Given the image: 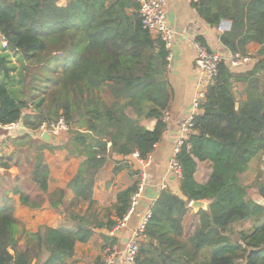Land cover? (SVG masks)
<instances>
[{"label":"trees","instance_id":"1","mask_svg":"<svg viewBox=\"0 0 264 264\" xmlns=\"http://www.w3.org/2000/svg\"><path fill=\"white\" fill-rule=\"evenodd\" d=\"M59 1L0 0V122L22 124L15 133L0 132V146H12L0 154V264H71L78 241H89L97 227L113 229L118 223L102 222L95 214L97 171L112 155L147 158L167 128L169 52L143 27L138 4L68 0L61 6ZM195 4L212 27L232 22L221 34L228 51L246 53L251 42L261 48L248 62L251 69L236 72L238 66L220 62L177 155L180 190L164 189L153 204L135 264H264V206L250 195L254 190L264 197V0ZM11 54L19 67L11 65ZM47 71L54 76L46 77ZM18 81L25 84L22 93L14 89ZM39 87L45 96L37 95ZM37 97L31 108L29 98ZM60 117L71 125L66 139L47 142L36 135L43 121ZM62 149L83 162L67 189L50 192L44 152ZM31 153L26 191L25 177L20 172L13 177L10 169L21 170L22 154ZM204 163L212 172L200 182ZM254 169V180L245 184L243 174ZM135 189L117 195L119 219ZM13 195L30 208L47 199L65 214L62 224L36 232L22 228ZM197 199L211 202L208 210L193 214L187 230L184 219Z\"/></svg>","mask_w":264,"mask_h":264},{"label":"crops","instance_id":"2","mask_svg":"<svg viewBox=\"0 0 264 264\" xmlns=\"http://www.w3.org/2000/svg\"><path fill=\"white\" fill-rule=\"evenodd\" d=\"M68 0H60L59 5L66 6ZM165 10L169 24L175 32L171 48V58L168 64V79L172 91V101L165 112L167 128L161 142L155 145L151 156V163L143 167L139 163L138 153L132 157L112 155L108 157L105 164L97 171L94 177L93 199L96 201L95 214L102 222L110 219L118 222L117 195L123 190L134 188L139 178V171L144 170L147 175V184L144 197L138 207L136 214L130 219L128 226L117 231L119 236H111L110 230L105 227H97L94 234L87 242L76 243V252L71 264H104L103 251L112 244L124 248L130 237L131 229L137 227L141 216L150 210L164 189H170L174 193L180 190L181 176H177L171 170V160L178 141L181 137V123L194 111V97L200 77V71L196 61L198 51L194 45L199 41L210 51H218L223 54L226 61L231 56L221 41V32L217 27H212L201 12L199 5L189 3L186 0H165ZM154 36H158L153 33ZM261 45L251 42L247 45V54L254 56ZM11 54L12 60L14 59ZM235 69L242 72L251 69L253 65L241 64ZM168 115V117L166 116ZM11 151L12 146H0V154ZM49 165V191L56 189H67L69 183L79 171L83 159L69 154L65 149L55 152L47 151L44 156ZM13 174L18 172L17 167H12ZM3 172V169H0ZM202 168L198 170L197 179L200 182L208 178L202 176ZM74 196L72 190L68 189V197ZM15 216L27 223V229L36 232L41 225L58 227L62 224L64 215L52 207L46 199L40 208H30L20 204L19 197H15ZM87 207V202L79 208ZM193 212L192 208L189 213ZM93 218V217H91ZM186 229V220L184 221ZM122 237L121 239H119Z\"/></svg>","mask_w":264,"mask_h":264},{"label":"built area","instance_id":"3","mask_svg":"<svg viewBox=\"0 0 264 264\" xmlns=\"http://www.w3.org/2000/svg\"><path fill=\"white\" fill-rule=\"evenodd\" d=\"M138 4V13L141 18L143 27L151 33L158 35L166 45L169 52L168 61L171 58V48L175 37V32L169 24L167 13L165 10V0H132ZM189 3H197L199 0H186ZM232 22L229 20H222L218 26V31L221 33L231 29ZM3 45L7 46V42L3 40ZM198 51V58L196 61L197 67L200 71V77L197 85V91L194 97V111L191 116L182 121L181 123V137L178 141L177 147L174 151L171 160V170L177 176H181L182 169L177 159L181 146L187 141L190 136L191 129L194 126V118L201 111L200 105L206 97V93L211 84L214 83L215 77L218 73V66L221 61L225 60L222 53L218 51H210L199 41L194 42ZM251 56L247 53H232L230 64L232 66H240L241 64L248 63ZM168 117V115H167ZM22 128L21 121L4 124L0 122V132L7 131L15 133ZM71 128V125L64 117H60L53 121H43L36 132V135L41 137L43 132H48L52 138H61ZM139 163L146 167L151 163V156L147 158H140L138 155ZM147 184V175L144 170L139 171V178L136 184V189L132 192L129 199L128 209L122 219L118 220L117 225L110 230L111 236H119L117 231L128 226L130 219L136 214L138 207L144 197ZM151 209L146 211L142 216L137 227L131 229L130 237L128 238L125 247L120 248L118 243L112 244L103 251L104 264H135L137 255L139 253L140 243L144 240L145 228L151 218ZM120 237L119 239H121Z\"/></svg>","mask_w":264,"mask_h":264},{"label":"rangeland","instance_id":"4","mask_svg":"<svg viewBox=\"0 0 264 264\" xmlns=\"http://www.w3.org/2000/svg\"><path fill=\"white\" fill-rule=\"evenodd\" d=\"M155 34V33H154ZM4 47V46H3ZM6 47V46H5ZM13 56V58L15 57L14 55H12ZM11 65H15V66H17V67H19V61L18 60H16V57L13 59V62L11 63ZM14 67V66H13ZM17 72H18V69L16 68V67H14L13 68V71H12V74L13 75H17ZM46 77H50V76H54L53 74H51L50 73V71H47V73H46ZM46 77H44V76H41V82H45L46 81ZM43 87V86H42ZM42 87H39V89H36L37 90V95H39V97H42V96H45L46 95V92H44V90H42L41 88ZM25 88V84L23 83V82H21V81H18V82H16L15 83V88L14 89H16L18 92H20V93H22L23 92V89ZM22 96H24V93H23V95ZM39 97H37V98H29V104H30V107L32 108V107H34L35 105V100L36 99H38ZM28 110V109H27ZM167 116V115H166ZM167 120V118L165 117V119H164V121H166ZM149 124V126H152L153 124L152 123H148ZM67 135H68V133H65L62 137H61V139L60 140H62V139H66V137H67ZM10 151V150H9ZM46 152V151H45ZM45 152H44V154H45ZM23 155V160H24V162L21 164V166H20V168H21V170L20 169H18V172L17 173H15V174H13V172H11V170H10V172L12 173V176L14 177V176H16V175H18L19 174V172L22 174V178H24L25 177V181L24 182H22L23 184V189H25L26 191H29V190H31V188H30V185H29V178L26 176L31 170V168H32V166H33V160H34V154H30V155H28V156H26L25 154H22ZM202 176L205 178V176L207 177V178H209V176L211 175V172H212V166L209 164V163H204L203 164V168H202ZM256 170L254 169V170H249V171H247V172H245L244 174H243V182L245 183V184H250L253 180H254V178H255V176H256ZM21 183V182H20ZM9 187H10V185H9ZM32 193H33V191H32ZM250 195L252 196V197H254V199L255 198H257L258 196V193L256 192V191H254V190H251V192H250ZM19 197L18 195H13V197ZM191 209V208H190ZM194 215H193V212H190V213H188L186 216H185V219H184V221L186 220V229L187 230H192V227H193V225H194ZM19 219V218H18ZM19 222H20V225H21V227L22 228H24V229H27V223L26 222H24L22 219H19ZM43 226H45V225H41L40 227H39V229H41ZM28 230V229H27Z\"/></svg>","mask_w":264,"mask_h":264},{"label":"water","instance_id":"5","mask_svg":"<svg viewBox=\"0 0 264 264\" xmlns=\"http://www.w3.org/2000/svg\"><path fill=\"white\" fill-rule=\"evenodd\" d=\"M41 138L45 141H50L52 139V135L48 132H43L41 135ZM258 197L255 198V200L261 204L262 206H264V197L261 195H257ZM211 200L210 199H197V200H193L190 203V207L195 211L198 212L200 209H204V210H208L209 208V204H210Z\"/></svg>","mask_w":264,"mask_h":264}]
</instances>
